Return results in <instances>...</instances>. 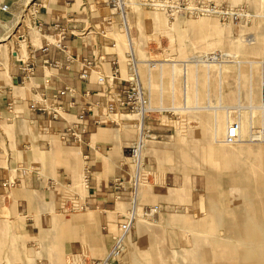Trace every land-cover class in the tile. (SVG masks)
Masks as SVG:
<instances>
[{"label":"crops","instance_id":"crops-1","mask_svg":"<svg viewBox=\"0 0 264 264\" xmlns=\"http://www.w3.org/2000/svg\"><path fill=\"white\" fill-rule=\"evenodd\" d=\"M30 1L23 4V10ZM88 3L90 0H36L31 6V26H27L31 36L20 40L7 68L0 67V124L12 135L6 143L8 154L0 146V193L8 191L10 196L8 206L0 195V211H7L0 215L6 224L5 236L0 237V264H69L77 257L79 264H90L97 258L94 255L103 254L112 242L111 234L122 216L117 203H129V189H115L111 181L128 177L127 147L136 133L112 123L95 125L86 116L80 142L64 137L67 122L74 121L82 107L95 102L103 105L108 100L104 86L95 82L96 71L110 73L116 67L117 55L119 60L125 59L121 50L117 51L120 57L113 51L120 18L105 0H95V9ZM3 4L8 5L6 11L0 9L5 26L10 24L17 0H0V6ZM141 20L143 23V17ZM2 48L4 44H0V52ZM83 60L90 62L89 67L81 63ZM23 62L33 68L28 77ZM117 64L122 76L120 61ZM165 68L163 73L168 74ZM83 70L90 71L86 80L79 78ZM65 86L73 87L76 94L54 99V91ZM126 86L124 81L114 82L117 90ZM40 93L47 95L62 117L52 119L48 113L29 108ZM157 93L161 99L162 89ZM148 161L157 165L156 158L146 156L145 163L148 169L156 170ZM164 177L179 179L169 171ZM165 186L142 191L146 197L139 205H158V224L137 223L127 236L122 256L112 264H136V254L148 261L155 252L162 254L180 245L179 230L168 232L171 218L180 226V221L188 220L186 215L195 217L200 212L202 203L190 195L187 203H175L172 217L173 204ZM63 188H69L77 198L76 209H63ZM182 189L179 186L169 191L179 193ZM181 199L186 197H177ZM184 223L182 228L187 226ZM110 225L116 226L114 233Z\"/></svg>","mask_w":264,"mask_h":264},{"label":"rangeland","instance_id":"rangeland-1","mask_svg":"<svg viewBox=\"0 0 264 264\" xmlns=\"http://www.w3.org/2000/svg\"><path fill=\"white\" fill-rule=\"evenodd\" d=\"M94 1L88 3L91 9L96 8ZM196 1H213L217 6L211 13L193 16L187 9ZM25 2L17 0L9 25L3 26L0 21V44H4L0 67L7 68L20 40L31 36L27 26H31L33 8L24 5L23 10ZM127 3V27L121 24L113 51L125 54L127 39L131 38L142 86L149 95L150 107L156 108L146 121L152 139L144 154L145 163L146 156H153L158 164L148 161V166L156 170L149 167L152 171L149 183L140 187L138 201L141 204L146 197L143 190L150 191L153 187L159 190L166 184L170 205L173 204L172 217L176 213L175 203H187L190 195L202 203L200 212L195 217L186 215L188 220L180 221V226L171 218L168 232L179 230L181 246L168 248L162 254L155 252L148 261L139 254L134 259L136 264H218L219 258H201L202 252L211 251V235L223 237L224 225L250 206L245 194L251 190L256 193L255 187L260 183L254 175H264V138L255 139V130L264 127V0H183V10H174L172 18L164 9L156 10L146 4L148 0H127ZM17 26L19 32L15 33ZM119 61L122 76L127 77L125 62ZM164 67L168 74L163 73ZM160 88L161 99L157 93ZM134 117L117 115L118 124L114 125L136 133L135 122L130 120ZM231 120L239 122L241 139L227 145L223 136ZM5 128L9 130L0 124V146L8 154L6 143L12 140V135ZM167 171L179 179H165ZM179 186L183 187L179 193L169 191ZM62 193V207L69 211L71 203L65 198L72 193L69 188H63ZM0 195L9 206V192L1 191ZM178 196L186 200H177ZM250 201L256 205L259 202L257 198ZM129 205L118 202L117 209L125 214ZM156 213L146 218L138 215L136 224H158ZM6 214V210L0 211V215ZM184 222L187 226L182 228ZM5 226L0 219L3 238ZM115 227L110 225L112 233ZM232 243L227 240L226 244ZM105 252L94 257H102ZM68 262L79 264L78 257Z\"/></svg>","mask_w":264,"mask_h":264},{"label":"built area","instance_id":"built-area-1","mask_svg":"<svg viewBox=\"0 0 264 264\" xmlns=\"http://www.w3.org/2000/svg\"><path fill=\"white\" fill-rule=\"evenodd\" d=\"M155 0H148V5L153 6ZM183 0H168L167 2H162L161 8L166 11L169 18L174 16L173 11L177 12L183 10L181 7ZM36 0H31L28 5L35 6ZM129 3L126 0H105V5L108 6L113 14H116L120 20L122 26L126 29L127 27V9ZM27 5V6H28ZM216 4L213 1L201 2L196 1L193 7L187 10L193 16H198L206 13H211L215 11ZM2 11L8 9V5L3 4L0 6ZM61 34V32H60ZM131 38H128V49L125 53V66L127 77H122L118 68V55L116 56V67L107 74L96 71L95 82L103 85L107 92L108 100L105 101L103 105L99 103H90L88 107H82L77 113V117L74 121L67 122V127L64 133V137H70L73 142H80L82 134L86 131L84 126V119L86 116H90L92 122L95 125H100L102 122L118 124L115 119L117 115L128 114L135 116L134 118L128 120H133L135 122L136 137L127 147V163H128V177L126 179L114 178L111 181V186L115 189L128 188L130 191L129 207L127 208L125 214H122L121 220L117 223V228L114 234H112V242L102 257L94 258L90 264H112L118 261L125 250L126 239L131 231V229L136 225L137 216L141 214L142 217H150L158 210V206L150 207H140L138 202V194L141 186L149 183V173H152L150 169L146 167L145 164V154L144 151L147 147L148 142L151 137L150 129L147 125V119L150 116L151 109L149 107V95L142 86L138 63L139 60L131 48ZM65 51V48H62ZM70 58L69 55H67ZM22 69L25 72V77L32 74V66L23 62ZM85 67H89L90 62L83 60L81 62ZM90 71L83 70L79 73V78L86 80L89 78ZM124 81L127 86L124 89H115V81ZM76 90L73 87L65 86L62 89L54 91L52 97L57 99L64 95H75ZM262 102L264 103V83H263V93ZM29 108L32 110H38L42 113H48L52 119H58L62 117L57 106L53 103H49L48 97L45 93L37 94V98L31 101ZM94 109L97 112H94ZM240 124L237 120H231L228 123L227 129L225 130L223 136V143L227 145L236 144L240 141L239 136ZM257 136L256 140L264 138V127L255 130ZM86 175V174H85ZM86 178V176H84ZM71 203V209H76L78 207L77 198L72 194L70 197H66ZM63 205V200H62ZM141 209V213L138 210Z\"/></svg>","mask_w":264,"mask_h":264},{"label":"bare ground","instance_id":"bare-ground-1","mask_svg":"<svg viewBox=\"0 0 264 264\" xmlns=\"http://www.w3.org/2000/svg\"><path fill=\"white\" fill-rule=\"evenodd\" d=\"M161 3L162 1L156 0L153 3V7L163 9L160 7L162 6ZM150 109L151 111L156 110V108L151 107ZM254 176L260 183L259 187L257 185V188L254 186V192L256 193H252L253 191L251 190L245 194V197L249 199L248 202L252 205L245 207L243 213L234 215L233 220L231 221L230 219V222L224 225L225 230L223 229V231L226 234H223V237L220 234L211 235V251L208 253L202 252L201 258L207 256L217 257L219 258L218 264H264V175ZM244 183H246V180ZM252 198L258 199L257 205L250 201ZM240 205L241 203L238 206ZM226 239L233 243L226 244ZM235 243H240L242 246H237Z\"/></svg>","mask_w":264,"mask_h":264},{"label":"water","instance_id":"water-1","mask_svg":"<svg viewBox=\"0 0 264 264\" xmlns=\"http://www.w3.org/2000/svg\"><path fill=\"white\" fill-rule=\"evenodd\" d=\"M16 82V81H15Z\"/></svg>","mask_w":264,"mask_h":264}]
</instances>
